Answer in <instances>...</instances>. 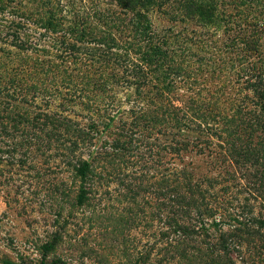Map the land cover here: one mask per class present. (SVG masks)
Listing matches in <instances>:
<instances>
[{
    "label": "rangeland",
    "instance_id": "374dc122",
    "mask_svg": "<svg viewBox=\"0 0 264 264\" xmlns=\"http://www.w3.org/2000/svg\"><path fill=\"white\" fill-rule=\"evenodd\" d=\"M47 2L50 3L49 0H3L0 2L2 24L12 29V22L26 24L43 18ZM59 2L74 4L76 9L99 8L90 0H51L54 8ZM24 14L31 19L23 20ZM152 19L158 36L171 26L158 13H154ZM196 23L179 24L175 28L178 34L171 38L178 48L174 59L181 65L179 68L173 61L161 57L154 65L142 64L146 69L138 68L140 54L127 56L120 49H114L112 58L129 59L134 66L119 62L116 69H105L104 45L113 41H107L106 35H102L96 39L98 43L79 47L92 48L88 51L91 59L98 56L102 62L97 65L98 70H94L97 72L94 83H78L79 86L58 83V87L35 83L52 96L49 102L40 96L36 100L38 110L33 105L32 111L40 109L71 117L73 132L68 135L60 131L65 140L63 148L59 145L22 148L14 153L16 140L2 138L8 145L0 144L3 159L0 162V264L5 259L39 264L43 246L55 239L58 244L47 257L49 264H190L189 256L197 253V248L205 252L214 250L220 264H264V238L245 235L242 246L236 238H228L227 251L219 241L221 234L226 238L231 235L237 226L233 217L239 218L238 215L246 212L247 205L255 215L261 211L262 199L251 196L259 168L250 163H232L231 166L230 162L229 165L224 157L215 153L220 150L217 146L220 140L216 137L212 153H199L195 146L188 152H176L173 148V124L169 108L162 104L172 101L181 107L200 101L201 108L193 104V109L205 112L208 104H216L226 111L239 91L236 56L225 48L223 26H197ZM102 27L98 25L95 33H100ZM43 33L42 30L32 33L33 41L39 40ZM50 41L44 38L40 43L54 46ZM80 57L86 62L84 55ZM70 67H73L71 63ZM72 74L83 81L76 71ZM143 83H167L164 97L151 85L142 86ZM171 83H178L176 89L173 90ZM22 86L23 93L11 92L18 102L26 89L30 95L36 93L32 85ZM0 90H4L3 87ZM191 117L194 114L189 119ZM50 130L48 126L46 132ZM81 134L85 135L83 139ZM198 136L186 131L185 136L179 135L177 139L197 144ZM205 137L207 141L211 136ZM77 143V149L71 151ZM80 159L91 164L83 180L76 177L75 166ZM21 160L24 162L20 163ZM184 170L199 179L214 178L222 183L211 190L215 195L221 187L230 189L220 190L218 202L225 215L206 218L207 231H203L206 235L184 236L178 232L176 221L198 230L190 219L196 212L189 214L186 208L174 202L180 196L173 192L174 175ZM82 190L86 192V200L80 204ZM220 220H224L221 231H216L214 223ZM261 231L264 235V230ZM208 262V258H202L193 264Z\"/></svg>",
    "mask_w": 264,
    "mask_h": 264
},
{
    "label": "trees",
    "instance_id": "16d2710c",
    "mask_svg": "<svg viewBox=\"0 0 264 264\" xmlns=\"http://www.w3.org/2000/svg\"><path fill=\"white\" fill-rule=\"evenodd\" d=\"M49 1L50 3H45L43 7V12L45 11L44 14L41 13L43 18L39 17L26 24L12 22V29L3 25V20L0 19V87L5 90H0V144L8 145L2 138L16 140L13 144V153L22 148L42 149L57 145L60 148L64 147L65 140L60 131L63 130L68 135L73 132L70 130L72 118L58 116V113L50 114L40 109L39 112H33V105L38 110L36 100L40 96L46 101L52 96L48 90H41V87L35 83H51L57 87L58 83L83 85L94 83V78L97 77L95 76L97 72L94 70H98L97 65H101L102 62L99 61L98 56L91 59L88 51L92 48L84 46V49H81L79 48L81 45L96 44L98 43L96 39L102 38V35H106L107 38L104 39L107 41H113L112 44L104 45L105 69H116L120 66L119 62L127 63L130 67L134 66L128 61L129 59L112 58L114 49H120L127 56L140 54L141 65L138 68L146 69L145 64L154 65L159 57L173 61V64L179 68L181 65L174 59L178 48L171 40L178 34H175V28L179 24L185 25L187 22L195 21L197 26L198 24L223 26L227 41L225 48L236 56L235 68H237L236 77L239 85L238 96L231 107L224 111L216 104H208L205 112H202L200 101L189 102L188 105L181 107L176 106L172 101L167 105L160 102L159 105L169 108L173 137L175 136L173 148L176 152H188L191 146H195L199 153L203 154L206 151L212 153V147L216 145L214 140L216 137L220 140V144L217 145L220 150L215 153L224 157L229 165L230 162L231 166L232 163L235 165L250 163L259 168L258 179L251 188V196L262 199L261 211L255 215L250 205H247L244 208L246 212L238 215L239 218L233 217L237 226L234 227L231 235L227 238L224 234L219 236L223 250L227 251L229 248L228 238H236L241 246L245 235L250 238L255 236L264 238L261 231L264 230V0H90L96 2L95 7H99L95 10H90L88 6L85 10L84 7L76 9L74 4L65 5L62 2L54 8L51 0ZM154 13L164 16L171 24L163 29L160 36L154 32L152 19ZM22 17L23 20L31 19L25 14ZM100 24L103 25L102 29H99L100 33H95ZM7 29L10 30L6 34ZM40 30L44 33L40 34L39 40L33 41L32 33ZM3 34L6 36L2 37ZM44 38H49L54 46L40 43ZM81 54L84 55L87 64L83 63ZM113 59L116 61H112ZM70 63L74 69L70 67ZM156 64L158 66L159 63ZM73 71L81 75L83 81H79V76L74 77ZM177 84L171 83L173 90L176 89ZM22 85H32L31 89L39 95L36 93L30 95L27 93L29 89H26L20 101H16L12 98L11 92L23 93ZM150 85L154 91H158L159 96L164 97L163 90L167 83H143L142 86ZM243 92L247 94L243 95ZM248 93H252V96ZM29 100L34 101L35 104H31ZM193 104L200 107L194 108L199 113L194 111ZM191 113L194 117L189 119ZM48 126L51 130L46 132ZM186 131L195 132L203 139L196 137L195 139L199 140L197 144L187 139L183 142L179 141L177 137L182 134L185 136ZM209 134L211 137L206 141L205 136ZM84 136L81 134L82 139ZM18 138L21 139L17 142ZM77 147L78 143L71 151L74 152ZM2 160L0 158V162ZM22 162L24 161L21 160L20 163ZM75 169L76 177L83 180L87 178L91 164L87 160L80 159ZM197 178L194 173L185 170L174 175L176 186L173 192L180 194L174 202L186 208L189 214L196 212V216L190 219L198 230L175 222L179 227L178 232L184 236H199L201 233L206 235V218L225 215L221 211L223 208L220 207L218 197L220 190L227 192L230 189L221 187L222 189H218L215 195L211 190L222 183L214 181V178ZM182 184L184 186L180 188ZM182 190L184 192L179 193ZM85 200L86 192L82 190L78 201L83 204ZM223 222L224 220L215 221L216 231H221L220 225ZM57 244L55 239L43 246L39 264H49L47 257L55 251ZM195 251L197 253L187 255L190 264L202 258L209 259L207 264H220L214 257L216 254L214 250L208 249L205 252L197 248ZM3 264L29 263L5 259Z\"/></svg>",
    "mask_w": 264,
    "mask_h": 264
}]
</instances>
